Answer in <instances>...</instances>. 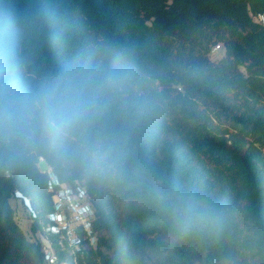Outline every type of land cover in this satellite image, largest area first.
Here are the masks:
<instances>
[{"label":"trees","instance_id":"1","mask_svg":"<svg viewBox=\"0 0 264 264\" xmlns=\"http://www.w3.org/2000/svg\"><path fill=\"white\" fill-rule=\"evenodd\" d=\"M259 16L264 0H0V264L45 261L15 193L61 264H264ZM52 110L70 116L56 140ZM48 171L85 191L94 247L44 231Z\"/></svg>","mask_w":264,"mask_h":264},{"label":"built area","instance_id":"2","mask_svg":"<svg viewBox=\"0 0 264 264\" xmlns=\"http://www.w3.org/2000/svg\"><path fill=\"white\" fill-rule=\"evenodd\" d=\"M258 21L263 22L264 17L259 16ZM222 51L220 46H216L211 51V57ZM48 191L52 193L53 211L46 219L44 231L48 234L57 236L63 243L74 250L81 247V242L85 240L90 247L96 244V232L93 229L95 222L94 210L91 206L83 188L61 183L49 171ZM16 196L22 197L15 193ZM17 198V197H16ZM25 201V209L31 219H35L28 201ZM44 264H61L56 257L50 253L49 246H44Z\"/></svg>","mask_w":264,"mask_h":264},{"label":"clouds","instance_id":"3","mask_svg":"<svg viewBox=\"0 0 264 264\" xmlns=\"http://www.w3.org/2000/svg\"><path fill=\"white\" fill-rule=\"evenodd\" d=\"M70 116L68 114H61L58 111L52 110L45 115V129L48 135L53 139H58L67 124ZM21 201H24L22 197H17ZM25 202V201H24ZM189 224L196 225L200 223L211 224V220H206L200 213L199 209L195 206H191L188 210Z\"/></svg>","mask_w":264,"mask_h":264},{"label":"rangeland","instance_id":"4","mask_svg":"<svg viewBox=\"0 0 264 264\" xmlns=\"http://www.w3.org/2000/svg\"><path fill=\"white\" fill-rule=\"evenodd\" d=\"M218 55H219V53L216 54L215 57H217ZM38 167L42 172L47 170V166L43 161L39 162ZM14 196L18 197L16 195H14ZM10 205L13 207L14 212H15L14 220H15L16 224L19 226V228L21 229V231L23 232V234L25 235V237L28 238L29 240L40 242L42 244V246H45L46 241L43 239V237H41L38 234L33 235L30 232V221L28 219V214H27L26 209H25L26 203L24 201H21V200H19V201L11 200Z\"/></svg>","mask_w":264,"mask_h":264}]
</instances>
